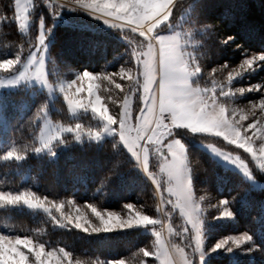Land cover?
<instances>
[{"label":"trees","instance_id":"trees-1","mask_svg":"<svg viewBox=\"0 0 264 264\" xmlns=\"http://www.w3.org/2000/svg\"><path fill=\"white\" fill-rule=\"evenodd\" d=\"M0 10L5 15V19L0 20V59L16 58L17 63L23 59L33 48L38 34L37 20L42 17L46 37L50 39L46 68L51 80H72L80 70L105 75L123 67L131 69V76L135 74L136 61L132 57L135 45L122 35L124 30L120 28L57 7L51 0H33L32 23L28 32L22 33L15 20L13 0H0ZM183 13L186 14L182 28L192 31L196 42L194 55L201 67L192 81L194 85L207 88L213 87V81L217 86L226 84L208 70L231 59L238 62L243 48L246 51L264 50V0H183L182 4L173 7L168 23H174ZM168 28L165 23L157 26L159 31ZM128 36L130 40L134 38ZM227 36L231 39L222 42ZM136 38L138 45L143 38L138 39L137 35ZM29 42L31 47H28ZM103 86L105 83L100 86V93L105 92ZM109 89L113 95L108 94L109 98L114 101L117 97V103L113 106L104 101L108 103V112L115 115L126 93L122 90L118 93L112 86ZM133 99L137 112L141 107L139 92H134ZM220 99L225 104L236 101L228 96ZM41 107L44 111L38 114ZM45 115L54 123L65 126L79 123L86 129L100 125L89 111L80 110L71 116L60 95L51 98L36 86H20L0 93V191L35 193L62 205L60 211L51 207L50 214L22 201L0 204V233L26 235L51 250L63 248L71 253V259L82 264H111L117 260H123L124 264H155L153 256L143 257L139 251L154 247L153 234L145 230L149 225L97 232H92L88 226L86 232L76 228L73 220L66 219V213L94 216L89 205L105 210L128 203L140 206L146 215L158 217L156 196L147 172L130 157L116 135L94 141L82 137L76 139L68 133L53 142L49 151L41 148L37 151L39 129ZM174 132L185 145L195 196L203 192L224 199L233 214L232 220L212 221L204 211L205 226H209L216 236L242 230L251 237L249 249L252 252L249 254L236 250L212 254L208 255L207 263L264 264V187H254L237 171L223 167L198 143H214L238 152L249 165L253 162L245 152L217 135L180 127ZM10 150L22 153L21 157H8ZM149 171L158 177L157 163L151 152ZM258 175L264 178L262 174ZM175 213L169 218L170 228H174ZM91 225L94 226L92 222ZM154 227L158 229V224Z\"/></svg>","mask_w":264,"mask_h":264},{"label":"snow or ice","instance_id":"snow-or-ice-1","mask_svg":"<svg viewBox=\"0 0 264 264\" xmlns=\"http://www.w3.org/2000/svg\"><path fill=\"white\" fill-rule=\"evenodd\" d=\"M18 3L21 4L20 0H16V7ZM75 3L79 7L99 15L106 23H111L114 27H119L122 30L131 27L133 33L139 32V36L143 39L138 45L134 38L130 40L129 36L124 31L122 32L130 44L135 45L132 48V57L136 61V70L134 75L128 76L127 72H131V69L126 72L122 67L119 75L128 79V86L124 87L117 83L116 88L123 87L126 98L132 90L130 82H133L134 92H139L146 99L136 114L133 113L131 103L127 105L123 103L118 113L109 115L107 107L101 103V96L94 91L97 87L94 81L97 79L111 80L113 74L94 75L90 71L79 73L76 79L60 85L59 90L63 93L64 100L72 111L85 107H90L92 111L95 110V113L103 119L105 128L118 133L119 139L128 151L152 178L157 190L166 191L169 194L170 198L167 199L163 195L161 196V205L158 206V211L163 210L162 205L164 203L171 204L173 208H179L186 222L191 225L190 236L195 243L191 253L185 252L184 248L168 247L162 242L161 231L154 228L155 245L152 249H140L142 256H154L158 264H192L189 257L198 252L201 247V205L193 195L185 146L180 139H175L173 135H170L171 130L173 127H187L193 132L214 133L223 137L225 141L245 149L251 154V158L255 160L257 165L264 169V142L259 143L258 148L253 146L257 135L260 136L261 140H264V115L258 118L255 111H250L247 115L240 114L242 109L225 104L220 99V97L233 91L236 93L243 92L246 90L245 88H236L235 90L228 88L225 91L227 84H222L219 86L217 94L215 81H213L212 88H201L190 83L189 77L201 71L197 56L184 49L178 35H161L160 31L157 30V26L161 25L162 21L169 19L173 11L172 0H168L167 3H162L161 0H75ZM145 23L148 25L146 29L142 27ZM38 37L39 39L32 43V47L35 49L33 53L37 59L41 55L44 56L45 32L42 30ZM229 39L231 37L227 36L222 42ZM137 47L140 51H137ZM245 56L240 69L228 72V83L241 70L258 66L257 62H264V52H260L258 55L254 53L252 56ZM7 60L13 61V65L17 63L16 58H7ZM224 67L226 68L227 65ZM10 68L7 65L0 67L4 70ZM20 76L25 77L21 73ZM42 79H45V75ZM85 79L93 83H89L87 88L78 86V81ZM45 83L48 84V81L45 80ZM48 86L51 87L50 84ZM74 86L75 90L73 91ZM251 88L253 90L264 89V85L255 84ZM84 91L89 93V98L87 100L77 99V94ZM257 107L264 112V95H261L258 105L252 104L253 109ZM43 111V107H41L38 114ZM237 115H239L238 120L235 119ZM249 118H251V122L245 126L242 122L248 121ZM113 120L118 127L114 126ZM46 124H52L53 128L44 135L40 134L39 146L36 147L37 151L40 148H48L51 141L60 137L64 132H71L76 139H80L84 131L83 126L79 123L74 127L59 123L53 124L50 121H46ZM249 130H252L251 135H249ZM87 135L97 137L100 135V131L89 129ZM153 147H155V151L161 160L159 178L149 171V154ZM214 150L219 151L218 149ZM21 155L22 153L18 154L15 150L7 152L8 157L15 156L17 159ZM224 155L226 158L230 156L229 153H224ZM233 159L240 164L245 172L248 171L247 165L239 156ZM21 201L32 207H40L50 214H52L49 210L51 207H55L57 211H60L62 207L60 203L50 202L47 197L41 198L35 193L20 192L13 194L0 191V204ZM69 203L74 204L75 202L69 201ZM219 206L223 209L219 217L232 215L226 200L221 199ZM89 207L99 220V226L91 227L92 232L100 231L102 228H124L134 224L157 225L161 223V221L154 220L153 217L141 212H136L134 216L130 215L128 219H122L115 212H108L105 216L95 206L89 205ZM126 207L131 210L134 206L127 204ZM66 219L69 222L74 219L76 228L89 231V228L85 226L88 221L84 220L82 215L69 216ZM185 231L188 229L186 228ZM250 239L251 237L245 232L242 238L226 237L216 242L213 248H221L229 245V242L233 245H240ZM61 253L62 255H60ZM70 256L71 253L63 248L46 251L44 244L35 243L26 235L11 237L0 234V264H72L71 259H69ZM111 264H124V261L117 260Z\"/></svg>","mask_w":264,"mask_h":264},{"label":"rangeland","instance_id":"rangeland-1","mask_svg":"<svg viewBox=\"0 0 264 264\" xmlns=\"http://www.w3.org/2000/svg\"><path fill=\"white\" fill-rule=\"evenodd\" d=\"M55 2L57 4V7H61V8H66L67 10H69L70 12H77V13H82L85 14L87 17L91 18V19H95L100 21V23L106 25V26H110L113 28H119V27H114L111 23H106L104 19H102L99 15H95L93 14L90 10L84 9L82 7H71V6H66L63 4H58L57 0H51V4ZM183 0H172V4L173 7L179 3L182 4ZM20 3L23 4L26 7V14L28 16V20L26 22L25 28L23 30L20 29L19 25L18 28L22 33H27L30 25L32 23V18L30 16V13L32 11L33 8V0H20ZM13 5H14V13H15V8H16V0H13ZM186 13H183L177 21H175L174 23H168V21H162V23H165L168 25V29L166 31H160L161 35H178V39L181 43V45L184 47V49L190 53L194 54V48L196 46V42L193 41L192 38V31L188 28H182V22L183 19L185 17ZM73 15V14H72ZM16 20V19H15ZM97 22V21H96ZM17 23V22H16ZM147 24L145 23L144 25H142V27L144 29L147 28ZM159 26V25H158ZM182 29H184L182 31ZM37 30H38V34L37 37L39 36L40 32L43 30L45 32L46 28L44 26V21L43 18L41 17L40 19L37 20ZM158 30V29H157ZM128 35H132L134 36V39L136 38V35L138 36V39H141L142 37L139 36V32H132V28L128 27L124 30ZM136 34V35H135ZM36 37V39H37ZM230 40V39H229ZM50 39L46 37V33H45V40H44V45H43V51H44V73H45V79H38L35 76H25V77H21L20 73L24 71V65L27 63L28 61V57L30 55L33 54V52L35 51L34 48H31L30 51L26 54V56L21 59L18 63L14 64L10 69H0V93L4 90H9V89H15L17 87H30V86H36L39 89H43L46 91V93L51 97H56L57 95H60L68 109V104L67 102L64 100V96L63 93L59 90V86L62 84L67 83L68 81L62 80L61 78L58 80H51L50 77L48 76V72H47V68H46V59H47V47H48V43H49ZM229 45V44H228ZM234 48H237V46H235ZM140 51V49H139ZM242 53H240V59L239 61H235L234 60H230V61H226L223 64L219 65L216 64V67H214L213 69L208 70L210 74H213L215 76H217L218 78H220L222 81L226 82L227 87H225V91L228 90V88H232L233 90H235L236 88H245L246 90L240 93H236V92H232L229 93L225 96H228L230 99H232L234 97V99L236 101H233L230 103V105L232 107H235L237 109H242L243 111L240 114H244L247 115L250 111H255V113L257 114V117L259 118L260 116L264 115V112H262L258 107L256 109L252 108V104L256 103L258 105V102L261 98V95H264V89H256L253 90L251 88L252 85L255 84H261L264 85V62H257L258 66H254L248 69H243L240 71V73L238 75H236L235 77H233V79L228 83L227 81V75L229 71L232 70H237L241 68V62L246 58L245 55L247 56H252L254 53L255 54H259L260 52H264V50H260V51H246L244 48L241 50ZM230 59V57H229ZM224 65H227V67L225 68ZM127 72V70L124 68ZM85 71V70H84ZM83 70L77 71L74 75V77L72 78V80L77 78V75L79 73H82ZM120 73V68H117L114 71H111L110 74L112 75V79H97L94 81V83L97 85V87L94 89V91L96 92L97 95L101 96V103L107 107V104L110 102L111 105H116L115 103H117L116 99L117 97H115L114 101L113 99H111V97L109 98L108 94L110 96L111 95V91L109 89V87L112 86V90L114 91H121L124 92V88H116V84H121L122 86L126 87L128 86V79L125 76L119 75ZM199 73V72H198ZM198 73H196L194 76L189 77V81L190 83H192L193 79L198 75ZM94 74V73H93ZM96 75V74H94ZM103 76V74H100ZM128 76H131V72H127ZM45 80L48 81V84L45 83ZM70 81V80H69ZM114 81V82H113ZM89 83H93L88 81L87 79H85L84 81H78V86H82L83 88H87ZM105 83V86H103V90H105V92L103 93V91L100 93V86L103 85ZM51 85V87H49L48 85ZM193 86H197L194 85ZM219 86H217V90L219 91ZM107 87V88H106ZM203 88V87H201ZM207 88H212V87H207ZM75 90V86L73 88V91ZM77 99H82V100H87L89 98V93L87 91H84L80 94H77ZM134 92H131V99H130V103H131V107L133 110V113L136 114L140 111V109L135 112V107H134ZM125 99V98H124ZM124 99L122 101V104L124 102ZM104 100H106L107 102H105ZM141 106L143 105V101H141ZM121 104V106H122ZM141 108V107H140ZM108 109V108H107ZM121 109V107H120ZM80 110H84V111H89L95 118H97L99 120V126L98 128H86L83 131V134L81 135L82 138L87 139V140H94V141H100L101 139L105 138V137H109V136H113L116 135L117 139L119 140V142L121 143V145L125 148L126 152L130 155V157H132V159L136 160L137 159L132 155V153L130 151H128L127 147L124 145V143L119 139V135L117 132L115 131H111L109 128H105L104 126V121L101 120L100 116L97 113H93V111L91 110L90 107H85V108H81V109H77L76 111H69L71 116H75L78 114V112ZM120 111V110H119ZM109 113V112H108ZM109 115H111L109 113ZM235 119H239V115H237V117ZM46 121H50L53 124L54 123L47 115H45L41 121V125H40V129H39V134H38V139L39 136L41 134V129L45 126V122ZM251 122V118H249L248 121L242 122L245 124L250 123ZM114 126L115 125L114 123ZM74 127V126H73ZM175 128H179V127H173V129L171 130L170 135H173L175 139H180L182 141V139L177 136L174 132ZM180 128H185L187 130L192 131L191 129L187 128V127H180ZM89 129H96L100 131V135L97 137H91L87 135V130ZM193 132V131H192ZM200 132V131H197ZM71 132H64L60 137L54 139L53 141H51L50 145L57 141V140H61L62 136L64 134H68ZM205 133V132H202ZM73 134V133H71ZM206 134H211V135H215L214 133H206ZM252 134V130H249V135ZM74 135V134H73ZM220 137V136H219ZM223 139V137H221ZM224 140V139H223ZM225 141V140H224ZM226 143L231 144L228 141H225ZM264 142V140L260 139V136L257 135L256 141L254 142L253 146L255 148H258L259 143ZM184 144V143H183ZM201 148H203L217 163L221 164L223 167L232 169L237 171L244 179H246L248 182H250V184L254 187H264V178L259 177L258 173L262 174L264 177V169H261L259 167V165H257V163L255 162V160H253L251 158V154L246 152L245 149L243 148H239L237 145H233L236 148L240 149L241 151L245 152L248 157L250 158V160L253 162L252 164H248V162L242 158V156L236 152V151H231V150H227L225 148H222L214 143H203L200 142L198 143ZM49 145V147H50ZM185 146V145H184ZM49 147L48 148H41L42 151H49ZM214 149H218L219 151H216ZM46 153H50V152H46ZM151 153L155 159V162L157 163V175L159 178V174H160V163L161 160L159 158V154L156 153L155 151V147L152 148ZM224 153H229L230 156L228 158L225 157ZM236 156H239L240 159H242L245 164L248 167V171L245 172L244 169L240 166V164H238L237 162H235V160L233 158H235ZM138 162V161H137ZM139 163V162H138ZM140 165V163H139ZM141 167V166H140ZM143 170V169H142ZM145 171V170H144ZM150 178V182L153 186L154 192H155V196H156V204H157V209L158 206L161 205V196H160V192L159 190H157V187L155 184H153L152 182V178ZM193 191V189H192ZM163 196L167 199L170 198L169 194L164 191L162 192ZM193 195L195 197V199L200 203L201 205V209H200V219H201V247L199 249L198 252L194 253L191 257H189V259L192 261V264H205L207 263V257L208 255H214V254H226L228 252H232L233 250H236L238 252L241 253H245V254H249L250 249L249 246L251 244V239L248 241H245L243 243H241L240 245H233L229 242V245H225L221 248H213V245L220 241L225 239L226 237H237V238H242L243 233H245V231H232L229 232L228 234H224V235H215L214 231L212 233L211 228H209V226H205L206 221L203 217V213L204 211L207 212L208 218L209 220H226V219H233V214L230 217H219L220 216V212L223 211V209L219 206V201L221 200L220 198H214L212 195H210V193H201L198 194L197 197L195 196V193L193 192ZM202 198V199H201ZM130 204V203H128ZM127 205V204H126ZM126 205H122L121 207L117 208V209H105V210H99L102 213L105 214V216L107 215L108 212H115L117 213L122 219H128L130 215L134 216V214L136 212H141L143 214H145L141 207L138 205H134L132 204L134 207L129 210ZM171 208L176 212L175 216L176 219L173 223L174 228H170L171 222H170V216H172L173 212L171 210ZM162 211H158L159 216L158 217H154V220H158L161 221V223H158V229L159 231H161L162 233V242L165 243L168 247L172 248V246H175V248H184L185 252L187 253H191L192 248L195 247V243L194 241H192L190 233H191V225L188 224L186 222L185 217L180 213L179 208H173V206L171 204L168 203H164L162 205ZM77 215H82L84 217V220L88 221V223L85 225L86 227L90 226L93 227L91 225V222L94 224V226H99V220L96 218V216H90L87 213H66V217H75ZM146 215V214H145ZM93 219H92V218ZM173 217V216H172ZM74 223L75 220L73 219ZM139 224H134V225H129L126 226L124 228H128L131 226H136ZM149 225V228H145V230L151 232L153 234V229L155 228L153 224H143L142 226H146ZM188 229V231H185V229ZM103 229V228H102ZM111 229H122V228H110V229H105V230H111ZM3 234V233H0ZM4 235H8V234H4ZM249 235V234H248ZM11 237H15L16 235H8ZM154 236V235H153ZM23 237V236H21ZM33 240V239H32ZM34 241V240H33ZM155 241H156V237L154 236V245H155ZM35 242V241H34ZM37 243V242H35ZM24 250V249H22ZM45 250H51V249H47L45 248ZM175 249L173 248V251ZM26 251V250H25ZM62 255V254H60ZM154 257V256H153ZM69 259H71L69 257ZM155 259V257H154ZM72 264H77V260H73L71 259ZM79 264H82L79 262ZM145 264V263H143ZM155 264H158V262H156L155 260ZM208 264V263H207Z\"/></svg>","mask_w":264,"mask_h":264},{"label":"clouds","instance_id":"clouds-1","mask_svg":"<svg viewBox=\"0 0 264 264\" xmlns=\"http://www.w3.org/2000/svg\"><path fill=\"white\" fill-rule=\"evenodd\" d=\"M45 2H47V0H45ZM162 3H167L168 0H161ZM58 4H63L66 6H71V7H79L76 3L75 0H57ZM56 11H58V9H56ZM5 19V15L3 10H0V20ZM15 19L17 24L19 25L20 29L23 30L25 28L26 22L28 20V16L26 14V8L24 7V5L21 4H17L16 7V12H15ZM42 35V33H41ZM37 39H39V37H37ZM28 47H31V42H29ZM19 56V53H17V58ZM5 65L12 67L13 65V61L11 60H7V59H0V67H4ZM87 71V70H85ZM22 75L25 76H31L34 75L37 78L42 79L45 75L44 73V59H43V55H41V57L39 59H37L35 57V54L33 53L32 55H30L28 57V61L27 63L24 65V71L21 72ZM130 87H131V92H134V83L130 82ZM131 92L128 93V96L124 99V104L127 105L130 103V99H131ZM146 99V97L144 95H140V100L144 102V100ZM68 109L69 111H72L70 106L68 105ZM93 113H95V110H93ZM101 118V117H100ZM101 120H103L101 118ZM113 123H115V121L113 120ZM53 125L52 124H46L42 129H41V135H44L46 132L52 130ZM147 219V218H146Z\"/></svg>","mask_w":264,"mask_h":264}]
</instances>
